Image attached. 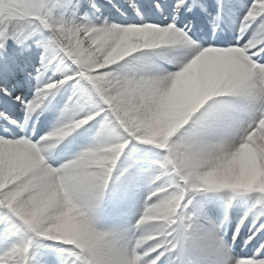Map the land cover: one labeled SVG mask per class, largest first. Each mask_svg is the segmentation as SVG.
<instances>
[{
	"label": "snow or ice",
	"instance_id": "snow-or-ice-1",
	"mask_svg": "<svg viewBox=\"0 0 264 264\" xmlns=\"http://www.w3.org/2000/svg\"><path fill=\"white\" fill-rule=\"evenodd\" d=\"M0 264H264V0H0Z\"/></svg>",
	"mask_w": 264,
	"mask_h": 264
}]
</instances>
